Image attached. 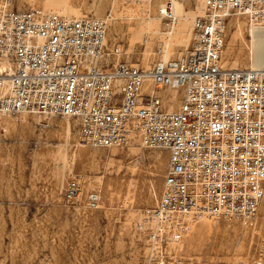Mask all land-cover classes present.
Masks as SVG:
<instances>
[{
    "label": "built area",
    "instance_id": "built-area-1",
    "mask_svg": "<svg viewBox=\"0 0 264 264\" xmlns=\"http://www.w3.org/2000/svg\"><path fill=\"white\" fill-rule=\"evenodd\" d=\"M161 14L175 20L171 6ZM236 17L264 25V0H202L184 54L133 67L107 41L103 18L69 19L0 2V122L67 116L93 147L139 143L167 151L159 198L133 222L139 264H208L177 255L176 244L194 224H251L257 214L264 195V64H224L227 26ZM165 88L179 91L176 108ZM80 192L78 179L66 182L68 200ZM100 200L92 189L83 206L96 210Z\"/></svg>",
    "mask_w": 264,
    "mask_h": 264
},
{
    "label": "rangeland",
    "instance_id": "rangeland-1",
    "mask_svg": "<svg viewBox=\"0 0 264 264\" xmlns=\"http://www.w3.org/2000/svg\"><path fill=\"white\" fill-rule=\"evenodd\" d=\"M171 1L11 0V7L103 18L107 41L121 49V60L146 67L178 57L190 46L202 0H176L177 18L168 21L161 9ZM244 22L235 37L234 19L228 23L222 52L227 67L251 63L246 24L252 21ZM161 93L177 107L179 91L165 88ZM68 118L37 113L0 122V264H139L142 248L133 222L157 202L168 153L139 143L93 147ZM73 178L81 192L68 200L65 184ZM92 189L101 196L93 211L83 206ZM182 239L176 244L181 257L208 264H264V195L251 224L201 218Z\"/></svg>",
    "mask_w": 264,
    "mask_h": 264
},
{
    "label": "bare ground",
    "instance_id": "bare-ground-1",
    "mask_svg": "<svg viewBox=\"0 0 264 264\" xmlns=\"http://www.w3.org/2000/svg\"><path fill=\"white\" fill-rule=\"evenodd\" d=\"M171 2H172L171 3V9H172V12L174 13V15L176 17L177 16L176 12H177V7H178V2L176 0H172ZM162 8H164V6ZM69 19H78V18H70L69 17ZM233 19H234V22H235V25H236V29H235L234 32H232V37H235L236 36V32H240L243 29L244 23H246V22H244L243 18L236 17V18H232L229 21V24H230V22ZM246 27L249 30V31L247 30L248 34L250 33V42L249 43H250L251 50H252L251 63L249 64L248 68H258V67H260L261 65L264 64V25H260V24L255 23L254 21H252V22H248L246 24ZM236 66H232V67L230 66V67L231 68H239V67H236ZM173 92H174V90H173ZM173 92H172V94H173ZM175 100H177V99H175ZM38 115L47 116L46 114H38ZM64 117L68 118L67 116H64ZM158 194H159V192H158Z\"/></svg>",
    "mask_w": 264,
    "mask_h": 264
}]
</instances>
